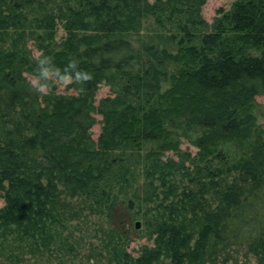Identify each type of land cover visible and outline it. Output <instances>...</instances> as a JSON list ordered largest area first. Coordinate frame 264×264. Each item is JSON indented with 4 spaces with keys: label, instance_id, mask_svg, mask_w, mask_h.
<instances>
[{
    "label": "trees",
    "instance_id": "trees-1",
    "mask_svg": "<svg viewBox=\"0 0 264 264\" xmlns=\"http://www.w3.org/2000/svg\"><path fill=\"white\" fill-rule=\"evenodd\" d=\"M207 1L0 0V264L72 255L79 242L65 236L68 199L97 204L111 179L129 178L113 174L118 153L144 143H159V151L148 155V176L129 208L149 207L154 245L134 257L112 230V261L206 264L212 250L241 246L264 264V139L233 165L232 182L194 178L196 189L180 192L157 157L179 150L177 130L194 133L193 145L210 156L222 142H248L256 128L249 111L264 95V0H235L211 28ZM152 19L153 31L145 26ZM69 78L77 94L58 93L56 81ZM103 84L113 94L96 106ZM96 114L103 127L95 141Z\"/></svg>",
    "mask_w": 264,
    "mask_h": 264
},
{
    "label": "rangeland",
    "instance_id": "rangeland-1",
    "mask_svg": "<svg viewBox=\"0 0 264 264\" xmlns=\"http://www.w3.org/2000/svg\"><path fill=\"white\" fill-rule=\"evenodd\" d=\"M234 1H207L203 7L202 14L209 28L214 26L216 20H219L216 18L218 10H229ZM149 2L154 4L157 0H149ZM173 21L178 23L179 20L175 17ZM148 25H152V31L156 30V23L153 19L145 26ZM172 29L175 30L176 27ZM63 36H65V31L60 26L57 31L56 40L60 42ZM148 39V36H143L145 42ZM174 45V48H178L176 43ZM30 47L33 48L35 57H38L40 53L31 43ZM172 69L174 72L176 67L172 66ZM30 79L35 85H39L37 78L30 77ZM56 82L58 84V93L64 95L77 94L74 89L68 86L73 82V79L69 78L65 81ZM170 84L169 77V79L162 82V91H166L170 87ZM43 91L47 92L45 88H43ZM112 94L111 86L101 85L96 92V106L100 104L103 98ZM249 112L256 116V128L250 140L246 143L236 141L222 142L211 150L212 154L210 156H206L205 153L200 152L193 145L194 133L189 138L183 136L177 130L171 138L172 141H179V150H169L162 154L159 152L157 156L165 164L163 166L166 169L168 185L172 186L173 189H179L180 192L185 188L196 189V183H192V179L194 178L207 177V180L217 181L218 183L232 182L238 175V173L234 172L233 165L241 160L250 159L254 153L256 142L260 138L264 139V95L256 98V105ZM96 119L97 124L92 129L95 141L98 140L103 127L101 123L103 117L100 114H96ZM172 119L173 117L168 118L167 126L171 125L170 121ZM158 145L159 143H144L140 147L128 148L124 152L118 153L119 156H122L123 160L116 166L113 174L123 175L127 173L129 178L125 180L126 182H123L121 179H111V187L107 191V195L102 199H95L97 204L94 200L90 201L85 197L73 200L68 199L67 202L71 204V208L67 210V217H70L67 219L68 229L65 236H72V241L79 242L77 250L73 251L72 255H66V252H63L59 255V260H49L47 258L44 261H33L26 264H115L110 254L112 246L110 245L108 249L106 248V244L110 241V236L112 235L110 232L112 230L123 236L127 250L134 257L140 256L142 248L145 246L152 247L154 245L153 240L149 238L145 220V214L147 213L145 210L149 209V207L146 206L143 211H141V208L130 209L129 201L135 188L146 181L148 175L145 168L148 169L154 159L148 155H151V151H159ZM148 157L150 158L148 159ZM211 174H215V177H210ZM155 183L161 184L159 180H156ZM163 190L167 191V188H163ZM163 196L164 194L161 198ZM5 204L0 193V208H3ZM109 210L111 211L108 212ZM137 222H140V228L136 227ZM212 252V255L210 254L211 260H208L206 264H259L258 259L248 252L247 247L229 246L222 250L220 248L212 250ZM161 263L172 264L167 259H162Z\"/></svg>",
    "mask_w": 264,
    "mask_h": 264
},
{
    "label": "water",
    "instance_id": "water-1",
    "mask_svg": "<svg viewBox=\"0 0 264 264\" xmlns=\"http://www.w3.org/2000/svg\"><path fill=\"white\" fill-rule=\"evenodd\" d=\"M136 227L140 228V222H137Z\"/></svg>",
    "mask_w": 264,
    "mask_h": 264
}]
</instances>
